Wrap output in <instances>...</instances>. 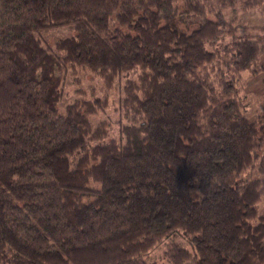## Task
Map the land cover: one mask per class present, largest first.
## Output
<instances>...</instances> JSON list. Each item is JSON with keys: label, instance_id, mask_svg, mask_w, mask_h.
Segmentation results:
<instances>
[{"label": "trees", "instance_id": "1", "mask_svg": "<svg viewBox=\"0 0 264 264\" xmlns=\"http://www.w3.org/2000/svg\"><path fill=\"white\" fill-rule=\"evenodd\" d=\"M238 20L204 0H0V264H152L163 239L166 264H264V102L246 116L260 97L237 75L264 69V25ZM69 68L120 83L116 138L91 122L106 97L59 111Z\"/></svg>", "mask_w": 264, "mask_h": 264}, {"label": "rangeland", "instance_id": "2", "mask_svg": "<svg viewBox=\"0 0 264 264\" xmlns=\"http://www.w3.org/2000/svg\"><path fill=\"white\" fill-rule=\"evenodd\" d=\"M208 5L217 8L228 20H232L235 16L239 20L237 24L239 28L238 33L248 32L256 35L258 32L256 26L264 25V4L260 7L253 8L251 11L242 9L243 1L245 0H204ZM74 34L72 25H64L54 28H49L39 33V38L43 45H54V43L61 38L69 37ZM264 56V53L262 54ZM261 55V56H262ZM260 63L264 65V60L260 57ZM237 75H243L244 81L238 83L240 90L252 96L260 97L259 102L247 108L246 116L254 118L256 111L264 102V69L256 76H246L242 72ZM262 75V76H261ZM256 77V78H255ZM260 77V78H258ZM62 91L63 96L59 102V111L64 112L65 107L73 101L85 100L93 101L95 98L106 97L107 105L103 111H98L92 116L93 127L99 126L97 129L98 137L104 139L116 138L118 135V120L122 118V113L117 108L118 102L121 100L120 83H115L114 87H106L97 75L86 69L69 68L64 75H62ZM123 81V80H121ZM106 85V86H105ZM97 133V132H96ZM257 210L259 214L264 215V196L261 201L257 203ZM169 239H163L155 244L144 256L147 262L152 264H166L164 260H159L162 257V252L166 248ZM174 241L181 244L183 247L190 249L188 241L185 236L178 234Z\"/></svg>", "mask_w": 264, "mask_h": 264}, {"label": "crops", "instance_id": "3", "mask_svg": "<svg viewBox=\"0 0 264 264\" xmlns=\"http://www.w3.org/2000/svg\"><path fill=\"white\" fill-rule=\"evenodd\" d=\"M261 58H262V60H264V56L262 55L261 56ZM262 76V75H261ZM257 77V76H256ZM255 77V78H256ZM258 78H260V77H258ZM263 79H264V77L262 78V81H263ZM260 164H261V166L264 168V148H263V151H262V153H261V156H260Z\"/></svg>", "mask_w": 264, "mask_h": 264}]
</instances>
